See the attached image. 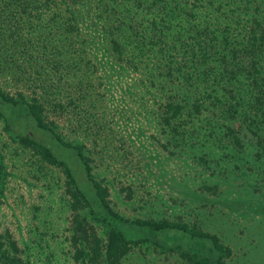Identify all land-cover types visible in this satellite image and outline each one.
I'll use <instances>...</instances> for the list:
<instances>
[{"label":"trees","instance_id":"1","mask_svg":"<svg viewBox=\"0 0 264 264\" xmlns=\"http://www.w3.org/2000/svg\"><path fill=\"white\" fill-rule=\"evenodd\" d=\"M0 76L17 87L0 85L4 129L63 175L71 264H124L142 246L183 264H237L197 217L119 214L96 155L65 136H118L117 150L130 136L119 126L141 115L137 134L163 152L153 177L179 187L197 166L202 204L213 194L264 214L252 203L258 190L264 200V0H0ZM6 173L0 154V204ZM222 179L243 184L228 183L227 198ZM206 204L203 216L226 215L219 199ZM29 255L0 231V264H32Z\"/></svg>","mask_w":264,"mask_h":264},{"label":"rangeland","instance_id":"2","mask_svg":"<svg viewBox=\"0 0 264 264\" xmlns=\"http://www.w3.org/2000/svg\"><path fill=\"white\" fill-rule=\"evenodd\" d=\"M2 79L0 76L1 88L9 94H14L17 87L13 81L4 80L1 84ZM27 89L25 92L29 93L32 88L30 86ZM117 96L118 92H113L109 103L111 107L120 104L115 100ZM54 117L52 115V118ZM136 117L140 118L138 122ZM141 117L132 116L126 126H119L122 132L130 136H121L124 144L117 150H114L113 145L119 144L115 142L118 136H65L80 140L96 155V163L101 164L99 168L102 172L99 174L109 181L108 199L113 209L129 218H175L180 215L183 220L191 221L197 217L200 222L203 221L205 229L217 233L223 241L231 245L232 259L237 264H264V221L260 219V215L264 217V214L255 210L257 205L238 208V202L231 203L230 199H227L226 204L230 205L228 209L225 202L221 203L222 198H215L213 194L206 195L203 191L206 201L210 197L213 202L219 199V207L226 213L221 215L219 221L203 216L210 206H207L206 201L202 204L203 200H199V194L203 190L199 186L202 179V176H199L200 167L192 166L193 170L182 175L178 183L180 188L172 184L169 175L161 180L153 177L150 172H156L163 166V157L160 156L163 152L158 144L151 141L147 131L145 135L137 134L135 128L139 122L143 123ZM63 121L61 118L59 124ZM0 154L7 172L0 204V231L8 230L21 248H29L33 254L29 255L32 264H41L46 260V255L50 258V264H71L72 249L68 245L71 213L63 202L65 194L62 173L20 145L16 138L4 129L1 119ZM178 165L181 167L182 163H177V168ZM180 167L179 171L176 169L177 174L184 172ZM221 168L215 170L216 174L222 172L223 165ZM222 181L219 191L217 190L219 194H228L225 190L229 188L228 183L235 187L243 184V181L239 180ZM182 183L185 184L183 188ZM246 183L248 182H244ZM127 186L132 191L130 198L124 196V188ZM237 189L241 188L235 190ZM188 193L191 195L190 199L183 196ZM232 195L235 196L233 193ZM240 195L248 197L246 194L242 195V192ZM252 203L264 204L260 190L252 197ZM163 257V254H157L150 247L146 250L142 246L140 250L134 248L123 263L183 264L174 256Z\"/></svg>","mask_w":264,"mask_h":264}]
</instances>
